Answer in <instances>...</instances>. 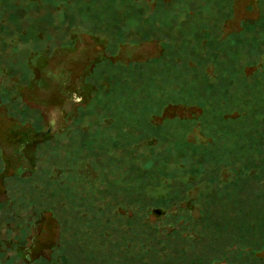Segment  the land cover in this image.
I'll return each mask as SVG.
<instances>
[{
  "label": "rangeland",
  "instance_id": "obj_1",
  "mask_svg": "<svg viewBox=\"0 0 264 264\" xmlns=\"http://www.w3.org/2000/svg\"><path fill=\"white\" fill-rule=\"evenodd\" d=\"M0 264H264V0H0Z\"/></svg>",
  "mask_w": 264,
  "mask_h": 264
},
{
  "label": "trees",
  "instance_id": "obj_2",
  "mask_svg": "<svg viewBox=\"0 0 264 264\" xmlns=\"http://www.w3.org/2000/svg\"><path fill=\"white\" fill-rule=\"evenodd\" d=\"M152 208H163V209H167L165 206H162V205L161 206H159V205H157V206H147V208L145 210V213L148 215L149 210L152 209Z\"/></svg>",
  "mask_w": 264,
  "mask_h": 264
},
{
  "label": "water",
  "instance_id": "obj_3",
  "mask_svg": "<svg viewBox=\"0 0 264 264\" xmlns=\"http://www.w3.org/2000/svg\"><path fill=\"white\" fill-rule=\"evenodd\" d=\"M157 210H159V211H161L162 209L161 208H152V209H150V211L153 213V212H155V211H157ZM163 211V210H162Z\"/></svg>",
  "mask_w": 264,
  "mask_h": 264
}]
</instances>
